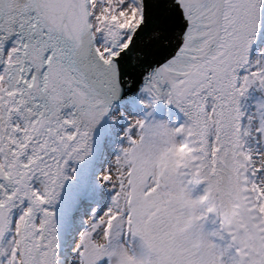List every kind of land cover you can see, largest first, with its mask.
Instances as JSON below:
<instances>
[{
  "label": "snow or ice",
  "instance_id": "1",
  "mask_svg": "<svg viewBox=\"0 0 264 264\" xmlns=\"http://www.w3.org/2000/svg\"><path fill=\"white\" fill-rule=\"evenodd\" d=\"M0 264H264V0H0Z\"/></svg>",
  "mask_w": 264,
  "mask_h": 264
}]
</instances>
